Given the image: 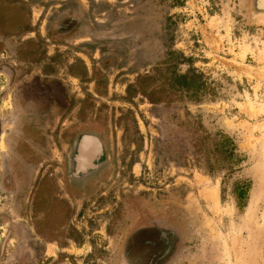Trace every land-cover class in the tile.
<instances>
[{"label": "rangeland", "instance_id": "obj_1", "mask_svg": "<svg viewBox=\"0 0 264 264\" xmlns=\"http://www.w3.org/2000/svg\"><path fill=\"white\" fill-rule=\"evenodd\" d=\"M81 130L109 170L40 219L33 186L61 185ZM147 212L187 222L170 264H264L259 0H0V264H127Z\"/></svg>", "mask_w": 264, "mask_h": 264}, {"label": "flooded vegetation", "instance_id": "obj_2", "mask_svg": "<svg viewBox=\"0 0 264 264\" xmlns=\"http://www.w3.org/2000/svg\"><path fill=\"white\" fill-rule=\"evenodd\" d=\"M78 21L77 14H68L55 25L54 35L58 38L71 36L72 30L78 27L72 26V22ZM68 142L61 185H53L44 174L33 186V196L37 197L41 207L40 219L45 221L48 220L46 214L53 208L55 216L62 220L66 218L72 205L76 207L79 195L88 196L110 167L107 143L101 133L94 130L75 131L68 137ZM187 230L185 219L176 217L174 212L144 213L124 242L123 258L127 264H170L188 246Z\"/></svg>", "mask_w": 264, "mask_h": 264}, {"label": "water", "instance_id": "obj_3", "mask_svg": "<svg viewBox=\"0 0 264 264\" xmlns=\"http://www.w3.org/2000/svg\"><path fill=\"white\" fill-rule=\"evenodd\" d=\"M260 6L262 7V9H264V1L263 0H259Z\"/></svg>", "mask_w": 264, "mask_h": 264}, {"label": "bare ground", "instance_id": "obj_4", "mask_svg": "<svg viewBox=\"0 0 264 264\" xmlns=\"http://www.w3.org/2000/svg\"><path fill=\"white\" fill-rule=\"evenodd\" d=\"M264 1V0H263Z\"/></svg>", "mask_w": 264, "mask_h": 264}]
</instances>
